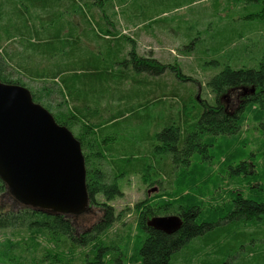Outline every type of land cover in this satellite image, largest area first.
Here are the masks:
<instances>
[{"label":"trees","instance_id":"trees-1","mask_svg":"<svg viewBox=\"0 0 264 264\" xmlns=\"http://www.w3.org/2000/svg\"><path fill=\"white\" fill-rule=\"evenodd\" d=\"M116 1L123 6L129 0ZM139 1H130L129 8L135 15L140 10L141 19L146 15L143 8L154 13L167 2ZM238 1L258 5L253 15L264 18V0ZM113 2L0 0V81L27 87L33 100L80 141L89 204H101L104 212L98 222L77 232L69 214L19 201L18 210L0 211V231L52 243L54 249H45L38 264L45 259L58 262L63 253L72 251L82 253V264H125L118 234L104 238L117 220L114 209L98 202L97 196L113 200L121 195L119 180L138 174L149 184L166 180L170 187L165 201L145 199L134 205L139 235L133 254L139 264H175L179 254L185 252L186 256L199 246L205 249L211 245L216 247L213 264H248L256 256L263 259L257 263L264 264V173L249 164L247 158L257 160L253 152L242 157L245 143L239 148L231 145L238 141L246 113L252 112L257 113L264 146V53L254 67L224 63L210 75L205 85L212 99L192 92L181 95L174 81L166 77L179 82L189 77L174 63L139 53L136 40L119 32L116 21L109 19L107 9ZM94 38L100 42L97 46L95 40L91 47L88 42ZM11 40L31 55L19 57L8 51L4 43ZM15 74L23 78L13 77ZM35 80L45 86L32 88L30 83ZM236 88L243 91L241 103L227 111L220 98ZM54 91L62 98L56 110L49 98ZM161 102L163 106L177 102L179 107L158 114L160 118L139 111ZM131 116L133 120L128 121ZM130 128L132 133H126ZM213 161H220L230 179L243 176L249 180L245 193L230 191L227 202L219 206L203 204L198 198L200 187L211 182L206 169ZM2 190L11 193L0 178ZM165 216H176L179 225L165 229L152 221ZM244 225L251 230L232 233ZM229 234L235 236L220 240ZM1 253L9 261L0 260V264H26L25 251L18 257H12L9 249ZM33 259L31 264H35Z\"/></svg>","mask_w":264,"mask_h":264},{"label":"rangeland","instance_id":"rangeland-1","mask_svg":"<svg viewBox=\"0 0 264 264\" xmlns=\"http://www.w3.org/2000/svg\"><path fill=\"white\" fill-rule=\"evenodd\" d=\"M113 1V6L107 9V13L113 21L118 23L119 32L126 33L136 40L139 53L155 57L162 62L174 63L180 68L183 75L189 77V80L184 82H179L170 75L166 77L169 78V82L174 81L173 84L181 95L192 92L201 98L212 99L213 94L205 85L210 75L216 73L224 63L232 66L254 67L264 53V18L253 15L259 10V6L256 4L238 0H167L155 10L156 13H152L151 9L143 8L146 15L141 19L140 10L135 15L136 13H133L129 8L132 0L123 3V6L119 5L116 0ZM88 45L92 47V44ZM4 46L19 48L16 40L6 42ZM13 77L19 76L15 74ZM40 83L42 82L35 80L30 83V86L34 89L40 88L42 85L45 86ZM167 85L170 86V84ZM49 86L57 88L53 84ZM242 96V89L236 88L228 90L221 96L220 101L227 111H233L240 105ZM49 98L52 101V103L50 101L52 109L56 110V103L58 104L62 99L60 94L54 91L49 95ZM170 105L167 102L163 106L161 102L139 111H149L151 117H157L162 113H168L167 110L170 108L172 112H175L179 107L177 102L173 103V106ZM256 115L257 113H246L241 132L237 136L238 141L231 145L234 148H239L240 143H245L243 152L246 154L244 153L242 157L253 152V157H258L255 162L249 161L247 158L249 164L264 173L263 133ZM128 118V121L133 120L132 116ZM154 125L155 123H152L150 130ZM132 131V128L125 130L129 134ZM252 166L251 168H253ZM206 170L211 182L207 186H201L199 196L197 195L203 204L207 202L210 206L223 205L229 199L230 191L245 193L248 189L249 180L243 176L230 179L220 161H213ZM119 186L121 195L113 200L107 201L104 197L97 196L98 202H105L113 207L117 218L116 222L104 234V238L113 237L117 233L124 246L125 264H139L133 254L139 235L134 205L145 199H150L155 203L165 201L164 195L170 191V187H167L166 180H161L159 185L149 184L138 174H130L121 178ZM20 204L12 193L6 190L0 192V211L18 210ZM103 213L101 204H97V206L89 204L84 211L69 214V218L77 232H82L96 221L98 222ZM174 218L177 217L174 216ZM243 229L251 230L245 225L237 226L232 233L236 234L238 230ZM235 234H229L226 237L224 235L220 237V240H230ZM198 248V251L186 256L185 252L179 254L175 264H213L216 247L211 245L205 249L200 246ZM8 249L12 257H18L21 251H25L23 259L26 262L24 263L31 264V258H34L33 261L36 260L34 263L38 264L37 259L42 257L45 249L53 250L54 245L43 238L30 237L29 239L26 235L17 236L2 230L0 231V252ZM2 254L4 253L0 254V260L8 262V256ZM258 254L263 257L260 252ZM259 259L261 258L256 256L253 259L254 262L251 260L248 264H258ZM41 264H82V253L79 251L66 252L58 262L51 263L45 259Z\"/></svg>","mask_w":264,"mask_h":264},{"label":"water","instance_id":"water-1","mask_svg":"<svg viewBox=\"0 0 264 264\" xmlns=\"http://www.w3.org/2000/svg\"><path fill=\"white\" fill-rule=\"evenodd\" d=\"M0 178L20 202L32 207L76 214L89 205L80 141L33 100L27 87L2 81ZM152 221L165 229L179 225L171 216Z\"/></svg>","mask_w":264,"mask_h":264},{"label":"crops","instance_id":"crops-1","mask_svg":"<svg viewBox=\"0 0 264 264\" xmlns=\"http://www.w3.org/2000/svg\"><path fill=\"white\" fill-rule=\"evenodd\" d=\"M97 17L100 19L101 17H99L98 15H97ZM104 19V18H103ZM109 19L110 20H112L111 19V17H109ZM116 25H117V27H119L118 26V23L116 22ZM95 40H97V46L99 45V40L98 39H96V38H94L92 41L93 42H89L90 44H92V46H95ZM17 42V41H16ZM81 42H85L84 41V38L82 39V41ZM6 43V42H5ZM6 47V46H5ZM17 47H19L18 49H16V47H14V46H9V47H7L8 49V51H13L17 56H19V57H25V56H29V55H31V52H30V50H27V49H25L21 44H19L18 43V46ZM19 77H21V78H23V76L22 75H18ZM23 81H28L26 78L23 80Z\"/></svg>","mask_w":264,"mask_h":264}]
</instances>
